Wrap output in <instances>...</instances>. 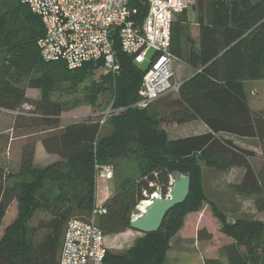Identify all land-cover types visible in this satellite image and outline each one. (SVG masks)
I'll return each instance as SVG.
<instances>
[{"label": "trees", "instance_id": "16d2710c", "mask_svg": "<svg viewBox=\"0 0 264 264\" xmlns=\"http://www.w3.org/2000/svg\"><path fill=\"white\" fill-rule=\"evenodd\" d=\"M128 4L138 9L139 18L144 15L146 5L142 0H128ZM0 7L1 44L17 63L25 59V54L29 55L31 65L40 71L25 83L19 82L17 76H12L15 81L0 76V108L20 110L29 104L27 126L35 129L33 133L42 134L38 138L28 136L20 148L18 174L28 177L26 183L21 180L18 186L6 185L7 178L0 170V223L13 200L27 205L37 202L43 209L49 207L51 212L48 220H40L34 227L13 223L7 228L0 236V264H57L66 222L90 211L95 195L94 166L106 159H126L135 154L138 174L117 182L103 201L105 213L97 217L96 223L105 236L130 230L134 210L141 200L156 191L166 196L172 171L190 177L186 199L167 213L161 227L142 234L125 251L107 250L105 260L109 264H166L169 241L181 225L182 214L195 210L205 198L196 184V178L201 175L196 158L219 171L242 168L243 175L235 188L245 194H258L253 204L258 211H264V110L250 108L243 86L247 80H264L263 0H197L193 7L199 28V48L195 54L198 62L195 59L190 63L199 64L200 70L181 82L166 111L157 106L166 94L156 99L159 100L156 104L153 101L152 107L151 103L144 108L131 107L138 100L137 90L146 66L134 63L117 45L120 72L115 78L108 75L103 78L112 84L113 108L125 109L111 115V132L102 136L100 130L106 121L100 126L99 119L60 127V116L66 108L64 103L50 98L63 78L84 79V70L101 66V62L96 65L88 62L76 70H68L61 62H44L35 44L44 32L40 19L20 0H0ZM20 7L41 26L38 34L30 31L26 47L12 42L11 32L16 24L10 15ZM185 13H179L171 26L169 51L176 58L183 55V34L188 28ZM8 22L11 26L6 31ZM26 88L38 89L39 99L27 98ZM97 89L91 86L89 90ZM193 120L202 121L208 130L171 139L159 128L163 123L183 124ZM223 135L258 140L261 159L256 171L251 161L254 151L236 145ZM38 139L45 151L57 155L60 161L45 168L36 167L34 151ZM66 168H69L68 174ZM60 175L64 177L65 187L53 198L52 188H37L38 177ZM25 210L19 208L20 217ZM216 211L221 232L233 240L223 248L228 264H264V246L260 243L264 224L247 219L227 223L224 214ZM41 230L45 233L35 243V236ZM204 263L220 264L216 259H206Z\"/></svg>", "mask_w": 264, "mask_h": 264}, {"label": "built area", "instance_id": "2783aa9c", "mask_svg": "<svg viewBox=\"0 0 264 264\" xmlns=\"http://www.w3.org/2000/svg\"><path fill=\"white\" fill-rule=\"evenodd\" d=\"M142 2L146 10L139 18L138 9L130 7L128 0H20L42 23L44 32L35 44L44 62H61L68 70H76L85 63L100 61L104 74L115 78L120 72L118 45L134 63L146 66L138 100L131 105L136 108L178 92L181 82L175 78V57L169 51L171 26L175 16L197 0ZM112 102L99 118L100 126L110 114L125 109L113 108ZM30 109L25 104L23 110ZM98 166L95 163L94 177ZM100 167V177L112 174L111 165ZM107 196L98 199L95 193L93 206L85 216L67 220L57 264H109L105 260V235L96 223L105 213L102 203ZM155 196L161 195L155 192L137 207L143 208Z\"/></svg>", "mask_w": 264, "mask_h": 264}, {"label": "rangeland", "instance_id": "374dc122", "mask_svg": "<svg viewBox=\"0 0 264 264\" xmlns=\"http://www.w3.org/2000/svg\"><path fill=\"white\" fill-rule=\"evenodd\" d=\"M2 9V7H0ZM10 20L15 18V24L14 29L12 28L11 35L13 37L12 42H19L21 46L26 47L28 46V39L31 38L30 31L33 30L34 32L39 33L41 32V26L36 20H32V17L25 8L20 7L16 11H11ZM196 18V12L195 10L190 7L187 9V15L186 19L189 22L194 21ZM10 22H8L6 31L10 30ZM9 26V27H8ZM0 35L3 36V33L0 32ZM34 45V43H33ZM152 53V52H151ZM150 53V55H151ZM195 54H196V41L189 39L184 40V51H183V58L186 61H195ZM24 60H22L20 63H17L15 61V58L12 56V54L7 50V47L1 44L0 39V76L3 79L10 78L15 81V78L12 76H17L18 81L25 83L26 80L30 77H35L40 73L39 68L35 65H31L32 59L26 54L24 55ZM178 62H173V67ZM97 63H95L96 65ZM191 64V63H190ZM16 74V75H15ZM86 78L80 79L69 77V78H63V81L58 85V89L53 91L50 94V98L52 101H59L64 103V107L66 110L61 113L64 120H72V121H83V120H98L103 112L109 107L111 103L112 98V84L108 81H105L103 77L107 76L104 74L102 64L101 66L93 67L84 70L83 73ZM78 76V75H77ZM256 81V80H254ZM258 82L255 84V86H248L246 87V94L248 101L254 105L258 106L262 109H264V80H257ZM98 88L96 91L89 90L90 87ZM26 90H31L29 92V96L32 98H37L39 95L38 89H29L26 88ZM176 96V93L170 92L167 93L164 96H160L164 98V100L159 101L157 106L162 111L168 110L169 101L172 100ZM154 101V104L157 102ZM153 102L150 104V107H152ZM23 114L28 113L27 110L20 111ZM112 114H117V112H113ZM110 114V117L107 118L105 124L101 127L100 135L109 134L111 132V117L113 116ZM112 115V116H111ZM173 127L172 123H163L159 125V128L163 129L167 137L169 135H172L174 132H171L170 127ZM35 130V129H33ZM39 130V129H37ZM19 131V130H18ZM17 131V132H18ZM180 131H183V128H180ZM21 132V131H19ZM16 133V131H15ZM39 136H42V134L37 133L35 135L36 138ZM197 166L199 167V170L201 172V175L199 178H196V184L199 186L200 191L202 194H204L205 198L203 201H201L199 207H197L195 210H187L182 214L181 219V225L179 226L178 231L185 232L191 230V227H193V220L194 216L202 214L203 217V224H208V227L212 229L213 231H216V233H219V230L217 229L218 225L216 220L220 222L218 217H216V213L219 210L222 212L225 216L224 220H227V216L225 212L222 211L221 207L219 206L220 202L229 201L231 199L234 200H243L242 202H246L247 200L253 199L258 194H245L244 192H240L239 190L235 189L233 186L228 187L226 191H222L220 194L219 192H211L209 189H206V173H204V170H207L206 168L214 169L213 167L206 166L205 161L198 160L196 158L195 160ZM98 169L96 176L94 177L95 180V189H96V196L98 199L104 197L108 193L109 187L111 189H114V186L122 180L125 177H135L138 174V168L136 163V156L135 154H131L126 159H114V160H103L97 162ZM104 165H111L112 166V174L107 177H100V166ZM13 179L8 183V185H17L20 183L21 180H24L25 183L28 180V177H21L19 174H12ZM234 175V174H233ZM233 175H227L228 180H233ZM46 178V177H45ZM44 177L40 176L37 180H39V184H37V188L39 189H45V188H52L53 191L51 193V198H53L58 191L61 188H64L63 185L64 177L63 176H52L45 179ZM171 181V179H170ZM221 181V179H220ZM226 182V181H225ZM157 194H159L158 191H156ZM215 194V195H214ZM218 195V196H216ZM35 197V196H34ZM233 198V199H232ZM141 202V201H140ZM230 202V201H229ZM26 203L18 202L17 200L12 201V203L8 206L6 209L4 216L0 223V236H2L8 227H10L13 223H22L27 224L30 227L36 226V224L40 220H48L51 217V212L48 209H43L41 206L38 205L37 202L33 203L32 205L25 206ZM141 205V203H139ZM26 207V210H25ZM19 208L23 209L24 212L22 213L23 217H20L19 215ZM141 208V207H140ZM139 207H136L134 210L133 216L139 215L141 213ZM216 212V213H215ZM86 212H83L81 216H85ZM79 216V215H78ZM262 217L264 218V212L262 213ZM207 218H210L211 220H208ZM209 222H207L206 221ZM214 220V222L212 221ZM211 221V222H210ZM227 222V221H226ZM264 224V221H261ZM222 227V226H221ZM221 227L219 228L221 230ZM176 232V233H177ZM45 230L39 231V233L35 236V243L40 241L42 236L44 235ZM263 234V235H262ZM261 234V241L260 243H264V232ZM175 235V234H174ZM142 234L130 229L126 230L121 233L105 236V246L108 251L111 252H121L127 250L137 238L141 237ZM218 236V235H217ZM259 240V238H258ZM209 254L206 256H211L210 254H213V257H216L219 261L223 260L224 258V252H217L214 250L212 252H208ZM203 255V259L205 256ZM197 259V260H196ZM198 260V256L193 255L192 252L188 250H181L179 251L174 246L166 253V264H201Z\"/></svg>", "mask_w": 264, "mask_h": 264}, {"label": "crops", "instance_id": "0c3cea01", "mask_svg": "<svg viewBox=\"0 0 264 264\" xmlns=\"http://www.w3.org/2000/svg\"><path fill=\"white\" fill-rule=\"evenodd\" d=\"M192 8L194 9L193 6ZM185 12H186L185 15H187V10H185ZM195 12L197 15L196 10ZM187 25L188 28L186 32L183 34V51H184V40L189 39L190 41L192 40L196 41V52L198 53V48H199L198 25L195 22V20L192 22L187 21ZM174 61L178 62L174 67L175 78L180 82L189 79L190 77L197 74L200 70L199 64L193 66L192 64H190L189 61L184 60L183 55L181 58L175 57ZM197 62L198 60L196 59V63ZM257 82H258L257 80L244 81L243 82L244 89L246 90V87L248 86H252V87L253 85L255 86ZM29 89H33V88H29ZM30 91L31 90L25 89V96L27 98L31 100L39 99L40 93L37 98H32L29 96ZM248 104L250 108L253 110H264L258 106L256 107L252 105L249 101ZM24 106L25 104L20 107V110H23ZM20 110H8V109L0 108V170L3 172V175H5V177L7 178L5 181L6 185H8L10 181H12L13 179L12 174L14 173L18 174L19 172L20 148L22 144L25 142L28 136L36 135L37 133H39V132L33 133V129H30L27 126V124H29V119L27 117L28 114H23L20 112ZM73 122L76 121L64 120L63 116L62 115L60 116V127H63ZM172 125L173 127L171 126L170 129L171 132L173 131L174 133L172 135H169V138L171 139L196 135L199 133L206 132L208 130L205 124L200 120H193L188 123L172 124ZM181 127L183 128L182 132L180 131ZM18 130L21 132H19ZM223 136L227 137L228 139H231L232 141H234L236 145L242 148L254 151L255 154L253 157H251V161H253L252 166L256 171L258 169L259 162L261 159L258 140L255 138H235L233 136H228V135H223ZM58 161H60V158L55 154L47 153L41 141L38 139L35 143V151H34L35 166L38 168H45ZM66 169L67 170L65 172L66 174H68L69 168ZM206 169L207 170H204V173H206L204 175L207 176L206 189H209V191L211 192L217 191L219 192L218 194H220L222 191H226L228 187L233 186L235 188L236 185L239 184L240 179L244 172V170L239 167H229L228 169H225L223 171H219L211 168L209 169L206 168ZM65 172H63L62 174H64ZM227 175L228 176L233 175L234 179L233 180L226 179ZM112 191L113 189L109 187L108 193ZM95 193H96V189H95ZM229 201L225 200L224 202H220L219 204L222 211L225 212L227 216V220H226L227 223H233L239 219L258 220L260 222L264 221V218L262 217V213L264 211H258L255 208L253 204V199H251L250 201L247 200L246 202H242L243 200H237L234 198V200L231 201L230 199ZM203 217L204 216L202 214L194 216V220H193L194 225L193 227H191V230L185 232H182L181 230L175 233V235H173L169 241V250L173 246L179 251L188 250L192 252L193 255L198 256V260L201 261L200 262L201 264H205L204 262L206 259H217L216 257H213V254H210L211 255L210 257L206 255L209 254L208 252H212L214 250L216 251V253L217 252L223 253L224 252L223 248L226 245L233 243V240L229 236L221 232V230L219 229L221 227V223L218 220H216L215 223L217 222L218 225L217 229L219 230V233H216V231H213L212 229H210V227H208V224H203L204 223ZM207 219L211 220L210 218ZM212 221L214 222V220ZM198 232L199 235L197 236ZM262 246H264V243H262ZM203 255L205 256L204 259H203ZM223 256L224 259L223 260L219 259V263L228 264L225 253Z\"/></svg>", "mask_w": 264, "mask_h": 264}, {"label": "water", "instance_id": "95a60500", "mask_svg": "<svg viewBox=\"0 0 264 264\" xmlns=\"http://www.w3.org/2000/svg\"><path fill=\"white\" fill-rule=\"evenodd\" d=\"M169 176L171 187L167 195L149 199L144 204L143 211L131 220V229L141 234L157 231L167 213L186 199L190 190V177L177 170L172 171Z\"/></svg>", "mask_w": 264, "mask_h": 264}, {"label": "bare ground", "instance_id": "6f19581e", "mask_svg": "<svg viewBox=\"0 0 264 264\" xmlns=\"http://www.w3.org/2000/svg\"><path fill=\"white\" fill-rule=\"evenodd\" d=\"M144 204H146V203H144ZM140 211H141V212L143 211V208H142V207L140 208Z\"/></svg>", "mask_w": 264, "mask_h": 264}]
</instances>
